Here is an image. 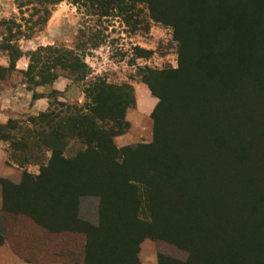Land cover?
I'll list each match as a JSON object with an SVG mask.
<instances>
[{
    "label": "trees",
    "instance_id": "1",
    "mask_svg": "<svg viewBox=\"0 0 264 264\" xmlns=\"http://www.w3.org/2000/svg\"><path fill=\"white\" fill-rule=\"evenodd\" d=\"M15 1L21 14L29 6L34 16L43 12L35 29L70 0ZM79 1L98 2L102 17H108L105 6L121 12L126 2L146 5L154 22L174 29L180 68L140 69L159 99L154 142L117 149L114 139L130 128L133 87L94 76L85 51L48 45L28 52L23 75L34 99L63 77L84 84L87 102H62L54 90L49 109L27 124H0V141L14 151L8 164L24 170L20 185L4 182L5 212L27 215L51 231L85 234L84 263L74 264H141L145 238L194 253L189 238L202 242L216 222L264 208V0ZM22 29L14 19L0 20V49L13 71L25 56L18 42L34 33ZM71 143L83 150L68 158ZM30 151L41 153L34 160ZM35 161L38 176L26 169ZM84 197L99 198L98 226L80 217Z\"/></svg>",
    "mask_w": 264,
    "mask_h": 264
},
{
    "label": "rangeland",
    "instance_id": "2",
    "mask_svg": "<svg viewBox=\"0 0 264 264\" xmlns=\"http://www.w3.org/2000/svg\"><path fill=\"white\" fill-rule=\"evenodd\" d=\"M97 5L98 2L91 6L90 3H82L79 0L64 1L53 8L49 22L45 26L36 27L35 30L33 24L43 12L34 16L33 6H29L24 8V14H21L15 0H0V20L14 19L17 24L23 25L22 30L32 28L28 34L35 33L31 39L18 42L25 56L18 60L14 71L9 69L7 53L0 49V117L9 115V120L27 124L29 118L42 113L28 111L29 91L23 75L29 64L26 55L28 52L48 45L75 48L79 52H86V61L94 76L106 77L113 84L126 83L134 89V104L126 112L130 128L127 133L114 139L116 148L150 146L154 142L152 115L159 99L152 95L148 85L142 81L140 69L170 71L180 68V47L174 37V29L154 22L147 6L137 2H126L121 12L112 5L105 6L108 17L97 15ZM23 19L30 22L22 21ZM86 39L89 41L86 42ZM68 82L70 91L62 93L59 100L84 106L87 102L83 92L84 84H73L69 80ZM43 92L42 88L38 89L39 94L50 97V93ZM54 100L50 99L49 104ZM1 120L2 118L0 124H7L9 121ZM71 144L65 157L69 158L77 151L83 150L79 143ZM0 147L5 150L9 159L14 152L10 144L0 141ZM40 153L30 151L28 156L34 159V156L38 158ZM49 155L48 153L46 157ZM26 169L35 176L40 173L36 161ZM98 208L99 198L84 197L81 199L80 217L87 223L98 226ZM242 214L235 215L237 219L234 221L216 222L210 226L204 231L202 242L194 243V240L189 238L188 246L194 253L187 248L186 243L183 249L162 238H145L139 245L140 263L144 264L146 259L148 262L151 260L153 264H160L163 259L164 264H175L174 261L188 264H264V208L258 211L252 209ZM21 215L24 214L14 216L7 213L3 223L10 229L15 222L18 226L19 222L26 224L30 221L31 228L25 230L19 240L15 237V245L24 249L25 257L35 260L37 257L51 255V251L42 253L41 248L46 247L47 250L51 248L53 252H57V257L65 261L84 263L85 234L51 231L34 222L29 216ZM1 222L2 219L0 226ZM197 240L200 241L201 237ZM27 249H30V252Z\"/></svg>",
    "mask_w": 264,
    "mask_h": 264
},
{
    "label": "crops",
    "instance_id": "3",
    "mask_svg": "<svg viewBox=\"0 0 264 264\" xmlns=\"http://www.w3.org/2000/svg\"><path fill=\"white\" fill-rule=\"evenodd\" d=\"M69 82L67 79L59 78L54 82L53 85L42 88L43 93L47 91L51 93L52 91H59L61 93L69 92L68 90ZM51 91V92H49ZM28 111L31 113H40L45 112L49 108V99L48 96H41L39 99H34L31 92L28 93ZM2 122L9 120L10 116L2 115ZM24 177V170H20L16 167H12L8 164V159L6 156L5 150L0 147V219H2V224L0 226V264H74L72 260L65 261L64 259L57 257V252H53L50 248L47 250L46 247L41 248L42 253L46 254V251H51V255L37 257L35 260H32L30 257L24 256V249L17 247L15 245V237L19 240V237H22V233L25 230L31 228L30 221L25 223L16 222L12 224V227L9 229L6 224L3 223L6 207V190L4 187V182H10L15 185H20ZM14 216H19V214H12ZM24 216V215H21ZM44 245V244H43ZM30 252V249L28 250ZM59 255V253H58ZM144 264H153V262H148L144 259Z\"/></svg>",
    "mask_w": 264,
    "mask_h": 264
}]
</instances>
